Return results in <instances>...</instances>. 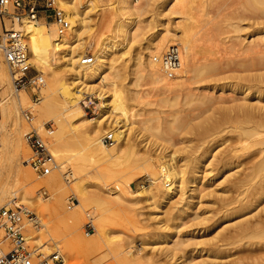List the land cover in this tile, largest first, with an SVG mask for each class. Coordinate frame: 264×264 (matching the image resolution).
<instances>
[{
  "label": "rangeland",
  "instance_id": "374dc122",
  "mask_svg": "<svg viewBox=\"0 0 264 264\" xmlns=\"http://www.w3.org/2000/svg\"><path fill=\"white\" fill-rule=\"evenodd\" d=\"M110 1L97 0L98 8L91 13L90 18L92 21V29L88 31L81 40L82 43L85 42V44H87L88 42H97L101 39L102 41H100L104 44H108L109 42L110 47H113V45L115 47L118 44L120 45L117 57L115 56L117 59L115 67L119 71L118 82L121 84L120 87L125 91V88L130 87L129 83L131 79H133L130 69L132 68L131 66L133 65L135 57L138 56L139 53H144L143 50L145 46L152 40L153 36L160 28H165L166 26L175 28L176 23L182 22L183 16L174 15L172 12L169 13V11H163L164 4L167 0H155V11L149 8L141 17V38H138L137 42L134 41L131 43V46L128 45V47H126L127 42L125 43L121 37H117L116 30H114L115 27L113 26L114 23L110 26L111 28L107 27L108 25H105L106 18L111 16V11L107 9V5ZM194 1L192 0V3L194 2L193 5L190 4L193 11L189 7V11H192L189 13H194L192 15H195L196 18V26L193 30V34L195 36L194 40L197 41V59L200 61L199 64L203 62L201 58L215 59L217 62L223 64L225 70L228 71L227 74L223 76L225 80H221V82H218L217 84L213 81H203L201 78H197L200 80L194 79L193 81L188 82V90H184L185 92L182 91L178 100L181 105L180 103H172L173 106L167 105L170 108L160 103L163 96L159 95L151 85L148 86L145 84L143 87L141 86L142 88L140 87L139 89L138 87L136 89L141 95L144 94V101L148 103L150 102L149 104L152 105H136L138 103L130 100L129 96L131 93H127L126 90L123 96L128 98L127 103L129 106H127V108L129 109L130 115V119L127 120V125L130 124V128L133 127L134 130L129 136H125L126 133H122V131H125L127 128H122L115 136L116 142L119 146H108L107 151L93 149L87 150L84 146H75L76 144L72 143L75 142V140L71 139V135H68V141L70 143H68L67 147L62 150V153L67 155V157H71L82 152V154L86 156L87 171L89 172V174L86 175L88 188L91 193L102 196L108 202L105 228L108 230L111 237L117 242L110 246H102L101 249L103 250L100 252L92 254L75 252L69 255L68 250L66 249L65 240L58 238L55 240L57 243V245H55L54 242L51 241L50 236L46 235L45 229L48 228L51 233H53L54 224H57L60 217L58 215H53L51 212L55 200L53 193L42 184L46 178L38 179L33 171H31L33 181L24 183L21 175L18 174L17 167L11 166L7 171V178L9 179V183H11L10 185L19 189L24 186V189L30 191L32 196L29 201H23L20 198V192H17V197L9 194L4 198L5 202H3L4 205L2 207L6 206L12 200L17 199L23 205H26L31 209L36 215L38 214L41 217L44 224V227L42 228L43 235H38L39 231H31V246H40L41 243L48 242L46 246L49 249H47L48 251L45 254H51L56 250H60L65 258L66 264H118V261L121 260L122 257L118 256L119 252L116 249L127 248L132 249L138 257L143 258V262L146 264H186L187 258L192 256L190 254L197 255L199 253V255L203 257L207 254V250H210L207 249L209 246L226 245L228 238L239 229V226L237 225L241 223L243 219H249L252 221L251 223H255L256 220L259 219L257 214L258 210L256 209V204L253 199V188L256 180H252L251 183L245 185H241L239 181L244 178L246 174L250 173H252L251 176L253 178L259 173L264 175V170L259 173L254 172L260 166L259 163L264 159V128L259 126L261 123L258 118L259 116L257 115L258 109L255 111L256 115L254 114V116H258L256 117V120L254 117V121L248 123H243V118L246 114H244V112L246 110L242 109V105L246 107L252 105L264 106V87L258 90V92L262 93L259 95L258 93L253 92L254 90H248L246 84L243 85V83H239L236 77L241 74L240 72L244 71L247 75L253 74L251 69L259 66L264 60V42L259 43L254 49H248L252 41L264 37V21L250 17L247 18L244 17L245 15L241 16L240 11H242V9L240 7L242 5L240 7L239 5L242 4V0H217L213 1V3H211L210 0ZM83 2H86V0H83ZM143 2V0H135L137 6H142ZM155 12H160L161 15L157 13V16ZM248 14L249 13H247V16H249ZM102 19L104 22H102ZM38 21L41 23L40 32L42 36H46L49 29L56 30L55 25L50 27L52 24L51 20ZM8 23L11 25L10 22H7L6 29H8ZM0 27L2 28V30H0V35H2L5 31V27L1 20ZM10 29L12 28L10 27ZM120 39L122 41H120ZM39 42L43 44L41 45V48L43 49V53H45L47 45L44 40H41V38H39ZM236 42L239 43L237 44ZM230 47L233 48V52ZM180 49L182 52V47ZM95 51L94 48L85 50L82 57H85L87 54H91L94 57ZM154 56H156V54ZM0 58H2V62L5 63L1 54ZM52 65L54 68H57L60 75L65 73L66 69L63 60L59 59L56 62L54 58ZM38 73L39 72L33 66L30 74L36 75ZM43 78L46 82L50 79L45 75ZM143 81H140V84L141 82L143 84ZM144 83L146 82L144 81ZM232 85L236 86V90L238 87L244 88L245 86V88L240 91L238 90V92H229V86ZM212 86H216L214 91L215 96H219L223 92L225 95V99L218 102L216 107L214 106L212 109H206L199 107L197 102L183 101L186 98L184 95L192 97L188 96L191 94L193 95L192 99H196L195 97H198L199 95H207L208 90H210V87ZM221 88H224L223 92H220ZM141 89H143V92ZM46 91L47 84L39 95V101L35 100L30 91H21L14 95L15 92L13 91V88L10 92V94L13 95L10 96L15 99L18 98L16 95H21L22 93L27 96L28 101L25 105V109L21 112V116H23L24 112L27 110L33 111L34 120L32 125L35 128L42 129L44 125L48 123H53L55 125L54 135H52L50 139L53 151V142L57 135L59 122V120L54 117L58 113L39 116L37 114L38 107L33 105L38 104V106H40L46 102ZM93 96L96 97V102L99 104L101 102L98 98L99 94H93ZM257 97L261 98L262 104L257 105ZM175 104L180 107V109L178 106L176 107L179 109L178 111H180L177 114L183 116L185 121H189V123L191 122V125L198 123L201 120V117L209 118L210 123L222 120L224 117L221 128L215 134L211 133L205 138L198 137L195 132L189 131V133L188 131H185L181 137H174L171 143H161L162 145H165L163 147L159 146V140L154 138L152 133L151 136L148 131L143 129L141 124L134 123L135 121L138 122V120L142 119H153L150 121L153 122L151 123L152 125L173 121V116L176 114L174 112L177 111V109L174 108ZM173 108L176 109L174 112ZM135 112L141 114V116L135 114ZM258 113L260 115L261 112L258 110ZM135 115L137 117H135ZM87 117L91 119L97 117V115L89 114ZM117 117L119 121L124 120V117L119 113H117L116 118ZM23 120L25 123L23 129L24 137L25 134L30 131V125L27 124L24 116ZM256 122L258 123L256 124ZM124 124L125 121L121 123V125ZM148 125H150V123H148ZM244 127L254 130L257 136L255 138L241 136L240 133ZM12 128L13 126L10 121L5 119L2 115V108L0 107V148L2 147L1 144H3V142L10 139L12 141ZM102 129L104 130L102 131ZM110 129H112V127L101 128L100 132L105 136ZM23 142V148L26 147L25 155H23V157L25 156L24 158L28 159L30 157V149L25 141ZM131 143H134L137 146L138 154H135L131 150ZM171 144H177V147L175 148H181L178 156L179 158L181 157V159L183 158L184 162L188 165L186 177L188 176L191 178V175H195L192 173V167L195 166L196 160L204 161V163L200 165L202 167L197 173L200 178L198 181L200 180L201 188L199 187L200 189L195 193L193 192L194 189H188L187 185V189L185 188L184 199L182 201V203H187V205L183 209L184 212L181 218L177 219H170L169 217V213H171L170 211H173V206L171 204L163 205L161 207L158 205H152L150 201H146L143 196L141 197L138 195L143 191V186L149 185L150 178L147 165H145L142 160H139V158L149 156L154 159V166L156 167L158 174H160L164 164L161 163L162 161H158L160 158L159 155L162 156L163 154L172 151L173 147ZM165 148H167V150H164ZM57 162L61 166L60 169L63 174L61 178L62 181L65 182V184L68 183L65 195L66 202H64V212L71 214L76 210V201L74 207L69 209V199L75 197L70 191V187L73 186V181L78 175L75 172L74 163L71 160H62V162L57 160ZM107 170L109 173H107ZM71 174H73V176H71ZM99 174H102V176ZM66 178L69 182L65 180ZM42 190L47 192L45 197L41 194ZM115 191H120L123 198L132 201H126L124 204H115L110 195ZM177 196L173 199L174 202L182 200V197L179 198L180 194ZM188 196L192 199H189ZM135 198H138L139 200L133 202V199ZM88 204L85 205L86 208H84L83 211L81 210L82 213H80L81 215L79 216V225L81 226L80 233L83 238H90L89 236L96 233V227H98L99 209L97 210V207H95V204H92V202H89ZM244 204L249 207L248 210L243 211ZM181 205L182 204L180 203L178 207ZM60 214L63 215L62 211ZM87 216L93 218L94 230H84V226L88 221ZM262 216H264V213ZM249 220L248 222L250 223ZM191 239H193L191 241L193 244H188L187 242ZM237 240L234 241L236 244L224 246L223 251L219 254L221 260L218 261V264H258V256H255L260 250V246H256L258 245V240L256 239L257 241H255V239L251 237ZM198 241H202V243L200 242V246L199 244L195 246L197 247L195 249L193 245L195 242L199 243ZM174 242H185L187 243L185 244L187 247L183 252H177L172 261H170L166 258L164 253H162V249L170 247ZM56 246H58L57 248L59 249H57ZM262 251L264 257V247Z\"/></svg>",
  "mask_w": 264,
  "mask_h": 264
},
{
  "label": "bare ground",
  "instance_id": "6f19581e",
  "mask_svg": "<svg viewBox=\"0 0 264 264\" xmlns=\"http://www.w3.org/2000/svg\"><path fill=\"white\" fill-rule=\"evenodd\" d=\"M143 1L144 2L142 6H137L135 0H111L107 5V9L111 11V16L106 18L105 25L110 27L114 23L113 26L115 27L114 30H116L115 32L117 37L119 36L123 39V42H127L126 47H128V45L131 46V43L134 41L137 42V39L141 38V17L143 16L144 12L149 8L155 11V0ZM213 1L217 0H210L211 3H213ZM194 2L192 3V0H167L165 2L163 11H169V13L172 12L174 15H182L183 19L182 22L176 23L175 28H170L168 26L165 28H160L159 31H157L153 36L152 40L145 46L143 50L144 53H139L138 56L135 57L133 65L131 66L132 68L130 69L133 79H131L129 83L130 87L125 88V91L127 90V93H131L129 98L133 102L138 103L136 105L142 104L143 106L150 103L144 101V94L141 95V93H139V91L136 89L138 87L140 89V87H143L145 84L148 86L151 85L159 93V95L163 96L160 103L170 106L172 103H180L178 100L180 98L181 92L187 91V83L193 81L194 79L200 80L197 78H201L203 81H213L216 84L221 82V80H225L223 76L227 74L228 71L225 70L223 64L217 62L215 59L211 60L202 58L201 60H203V62L199 64L200 61L197 59V41L194 40L195 36L193 34V30L196 26V18L195 15H192L194 13H189L193 11L190 4L193 5ZM241 3L242 4L239 3V7L242 5L240 7L242 9V11H240L241 16L245 15L244 17L247 18L250 17L253 19L255 18L256 20L264 21V0H242ZM61 5L70 14L72 23L68 33L63 36L58 34L57 29H49L48 34L46 36H42L40 32L41 23L38 20H24L23 22H12L11 20H6V23H11V25L8 23V29L11 27L14 30H22L26 38L25 45L33 66L40 74L50 78L49 81L47 80L46 82V102L40 106H38V104L33 105L38 107L36 108L38 112L37 114L39 116H47L58 113L54 117L57 118L59 122L57 135L55 137V141L53 142L54 150L52 151L51 147V152L54 157H56L57 160L61 162L62 160H71L74 163V169L78 175V177L73 181V186L70 187V191L76 197V210L71 214L64 212V202H66L65 195L67 192L68 183L65 184V182H63L61 179L63 175L62 170L60 169L61 166L59 165V173L58 171H55L49 177H45L46 179L42 182V184L53 193L55 204L51 208V212L53 215H58L60 217L59 218L57 216L59 220L57 221V224H54V235L48 228L45 229L46 235L50 236L51 241H53L55 245H57L55 241L56 239L59 238L61 240H65L66 249L68 250L69 255L75 252L92 254L102 251V246H110L117 242L113 237H111V235L108 233V230L105 228V222L107 221L106 213L108 211V202L102 196L91 193L88 188L86 175L89 174V172L87 171L86 156L82 154V152H79L76 155L67 157V155L62 153V150L67 147L68 143H70L68 141V135H71V139L75 140V142H72L76 144H74L75 146H84L87 148V150L93 149L107 151L108 146L110 147L114 145L116 147L119 145L117 144L116 139L115 143L112 145L105 144L103 140L106 135H113L115 138L116 134L122 128H127L125 131H122V133L125 132V136H129L134 128H130V124L127 125V120L130 119L129 109L127 108V106H129L127 103L128 98L123 96L125 91H123V89L120 87L121 84L118 82L119 71L115 67L117 64V52L119 51L118 48L120 45L118 44L116 47L114 45L113 47H110L109 42L108 44H104L101 42V39V41L98 40L97 42H88L87 44H85V42L82 43L81 40L82 37L92 29V21L90 18L91 13L98 8L97 0H86V2H83V0H62ZM189 7L192 9V11H189ZM155 13L161 15L160 12ZM247 13H249V16H247ZM102 22H104L103 19ZM54 25L55 24L52 23L50 27H53ZM176 28H179L178 30L180 31H178ZM0 30H2L1 27ZM39 38L44 40L45 44L47 45L45 53H43V49L41 48V45L43 44L39 42ZM120 41L122 40L120 39ZM261 42H264V37L252 41L248 49H254ZM236 43L238 44L239 42ZM172 46H176L180 50L181 66L173 78H168L165 72L162 70L160 59ZM181 47L182 52L180 49ZM91 48L96 50L93 57L94 62L90 66H84L82 62L85 57H82V54L85 50ZM230 49L233 52V48L230 47ZM163 51L165 52L161 54ZM155 54L156 56H154ZM54 58L56 62L59 59L63 60L66 69L65 73L63 71L64 74L60 75L57 68H54L52 65ZM1 59L2 58H0V107L2 108V115L5 117V119L10 121L13 128L11 133L12 141L10 139L3 142V144H1L2 147L0 148V209L4 205V198L9 194L16 196L17 192H20V198L23 201H29L32 196L30 191L24 189V186L19 189L10 185L11 183H9V179L7 178V171L9 168H11V166L17 167L18 174L21 175L24 183L33 181L31 172L32 170L27 164L28 159L24 158L25 156L23 157L26 150V147L23 148V141H25L26 144L27 142L25 136L23 137V129L25 126L23 116H25V112L23 116H21V112L25 109L28 98L24 93L21 95H16V97H18L17 99L10 96L13 95L10 94L11 89L13 88L10 74L6 64L3 63ZM251 71L253 74L249 75H247L245 71L240 72L242 75L240 74L236 77V79H238L239 83H243V85L246 84L248 90H254L253 92L261 95L262 93L258 92V90L264 87V60L259 66L251 69ZM143 80L146 83H144ZM140 81H143V84L141 82L142 85L140 84ZM229 88V92H238V90H243L245 86L244 88L238 87L237 90L236 86L234 85L229 86ZM215 89L216 86L210 87L207 95H199L198 97L196 96V99H192L193 95L191 94L187 95L192 97H187L184 95L186 98L183 101L186 100L188 102H197L199 107L212 109L214 106L216 107L218 102L225 99L223 92L224 88L220 89V92L222 91L223 93H221L219 96L214 95ZM141 91L143 92V89H141ZM15 94L16 93H14V95ZM93 94H99L98 98L101 102L97 105V117L90 119L87 117V114L84 111L82 101L85 99V97H89ZM257 98V105L262 104L261 98ZM175 105L174 108L177 106L179 107V105ZM174 108L173 112L177 109ZM179 109H177V111ZM242 109L246 110L244 112V114L246 113L245 117L242 116L244 117L243 123L252 122L254 121V117L256 120V117L259 116L258 118L260 119L261 123L259 126L264 128V106L252 105L250 107H246L242 105ZM257 109L259 112H261L260 115ZM256 110L258 116H254V114L256 115ZM177 111L174 112L176 114L173 116V121L152 125L151 123L153 122L150 121L153 119H142L138 120V122L135 121L134 123L141 124L143 129L148 131L150 135L152 133L153 137L160 141H158L159 146L164 147L165 145H162L161 143H171L174 137H181L185 131L195 132L198 137L201 138H205L211 133L215 134L221 128L222 120L224 119L223 117L222 120L215 122L213 121L214 123H210L209 118L201 117V120L198 123L191 125V122L189 123V121H185L183 116L177 114L180 111ZM31 112L33 113V111ZM136 112L135 114H137ZM117 113L124 117V125H121L123 121H119L118 117L116 118ZM137 115L141 116V114ZM135 117L137 116L135 115ZM148 123H150V125H148ZM257 123L258 122H256V124ZM110 127H112V129H110V131L106 133L105 136H103L100 132L101 128ZM103 130L104 129H102V131ZM240 135L249 136L251 138H255L257 136L254 130L245 127L242 128ZM171 145L173 147L172 151L165 153L162 156L159 155L160 158L158 161H162L161 163L164 164L160 174H158L156 171V167L153 163L154 159L149 156L139 158V160H142L144 164L147 165L150 178L149 185L143 186V191L138 195L141 197L143 196L144 199L146 201H150L152 205H158L161 207L163 205L171 204L173 206V211H170L171 213H169V217L170 219H177L181 218L184 212L183 209L187 205V203H182L187 185L188 189H194L193 192L195 193H197V190L201 188L199 182L200 180L198 181L200 178L198 177L199 175L197 173L202 167L200 165L203 164L204 161L202 162L201 160H196L195 166L192 167V173L195 175H191V178L188 176L186 177L188 165L186 162H184L183 158L181 159V157L179 158L178 156L179 150H181V148H175L177 147V144ZM130 148L135 154H138L137 146L134 143H131ZM164 150H167V148ZM259 164L260 166L254 172L259 173L264 170V159ZM107 173H109L108 170ZM99 175L102 176V174ZM251 175L252 173L246 174L245 177L239 181V183L241 185H245L247 183H251L252 180H256L253 188V199L256 204V209L258 210L257 214L259 219L256 220L255 223H251L252 221L249 219H243L242 222L237 225L239 226V229L235 231L230 238H228L226 245L209 246L207 249L210 250H207V254H205L203 257L199 255V253L197 255L190 254L192 256L187 258L186 264H218V261L221 260L219 254L223 251L224 246L236 244L234 242L235 240L242 238L244 239L246 237H251L255 239V241L258 240V245L256 246H260V250L257 253L258 255L256 254L255 256H258V264H264L262 251L264 247V216H262L264 213V175L259 173L254 178ZM71 176H73V174H71ZM65 180L69 182L67 178ZM120 191H115L110 194L115 204H124L126 201H132L123 198ZM178 194H180L179 198L182 197V200H179V202H174L173 199ZM189 199L192 198L190 197ZM138 200V198H135L133 199V202H137ZM89 202H92V204L94 203L95 207H97V210L99 209L98 227H96V233L89 236L90 238H83L80 233L81 226L79 225V216L81 215L80 213H82L81 210L83 211V209L86 208L85 205H87ZM180 203L182 205L178 207ZM248 208L249 207H247V205H243V211L248 210ZM61 211L63 215L60 214ZM37 216L39 219L38 226L36 229H31L30 232L39 231L38 235H43V220L38 214ZM192 240L193 239L187 243L193 244L191 242ZM200 242L202 243V241ZM200 242L194 243L193 246L195 249L197 248L195 246L198 244L200 246ZM47 243L48 242H43L40 244V247L43 248L42 250L44 253H46L48 251L47 249H49L46 246ZM187 243L174 242L170 247H165L162 249V253H164L167 259L172 261L177 252H183V250L186 249L187 245L185 246V244ZM57 247L58 246H56V248ZM116 250L119 252L118 256L122 257L121 260L118 261V264H146L143 262V258L138 257L132 249L127 248ZM211 253H214L215 255ZM51 254H47V256Z\"/></svg>",
  "mask_w": 264,
  "mask_h": 264
},
{
  "label": "built area",
  "instance_id": "2783aa9c",
  "mask_svg": "<svg viewBox=\"0 0 264 264\" xmlns=\"http://www.w3.org/2000/svg\"><path fill=\"white\" fill-rule=\"evenodd\" d=\"M62 0H0V20L5 31L0 35V54L10 73L12 87L15 93L30 91L36 101L46 85L45 79L38 73L31 75L33 68L30 55L25 45V36L21 30H7L6 20L12 22L51 20L60 36L70 30L71 16L61 5ZM94 62L91 54L83 59L84 66ZM160 65L168 78H173L181 66L180 50L172 46L160 59ZM82 105L87 115L97 113L96 97H85ZM33 113L25 111L24 119L30 125V131L25 135L30 149L27 164L38 179L49 177L58 171L59 164L51 152L50 139L55 125L48 123L42 129L32 125ZM104 143H115L113 135H106ZM43 197L47 195L41 191ZM75 197L69 199V208L74 207ZM38 216L17 199L12 200L0 209V264H66L63 254L56 250L47 256L40 246L30 245V230L38 226ZM85 231L95 229L93 219L87 216ZM59 249V248H57Z\"/></svg>",
  "mask_w": 264,
  "mask_h": 264
}]
</instances>
